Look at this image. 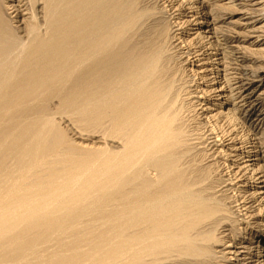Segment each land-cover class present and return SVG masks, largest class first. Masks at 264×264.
<instances>
[{
  "label": "bare ground",
  "instance_id": "1",
  "mask_svg": "<svg viewBox=\"0 0 264 264\" xmlns=\"http://www.w3.org/2000/svg\"><path fill=\"white\" fill-rule=\"evenodd\" d=\"M5 1L0 0V255L5 248L18 252L11 261L0 257V264L24 263L53 236L57 249L42 253L43 264H216L222 251L217 250L233 247L247 196L230 187L239 179L233 164H226L233 155L224 150L220 163L222 152L214 146L238 139L235 151L250 148L247 157L258 154L245 162L264 158V132H256L264 110L254 111L251 124L241 117L236 123L228 118L235 113L228 104L202 105L235 84L239 92L248 87L232 101L241 97L250 110L264 98V92L257 94L263 82L253 85L263 81L258 77L264 68L243 65L254 57L229 44L240 36L216 26L220 17L211 19L222 11L207 12L208 1H184H192L193 15L200 14L196 21L205 35L196 46L184 32L171 33L174 27L186 29L189 20L177 14L180 22L163 30L145 0H41L45 34L39 36L30 21L29 42L16 52V30L7 13L12 18L24 10L36 13L40 0H13L9 6ZM207 51L210 61L197 65L212 66V75L198 82L206 69L187 66ZM217 64L231 69L233 77L220 78ZM53 98L58 109L95 124L101 139L118 148L87 152L68 146L72 151L57 159L66 140L43 111L35 114ZM210 109L218 112L209 116ZM18 112L23 118L7 124L5 117ZM47 154L56 160L49 162ZM7 155L13 163L5 172L10 164L1 159ZM206 161L212 164L203 168ZM257 164H249V178L264 183V165ZM212 170L220 177L215 187H205ZM16 172L15 181L10 177ZM229 225L234 227L226 229ZM35 230L40 243L29 240ZM243 233L256 247L264 240L263 228Z\"/></svg>",
  "mask_w": 264,
  "mask_h": 264
},
{
  "label": "rangeland",
  "instance_id": "2",
  "mask_svg": "<svg viewBox=\"0 0 264 264\" xmlns=\"http://www.w3.org/2000/svg\"><path fill=\"white\" fill-rule=\"evenodd\" d=\"M184 1H186V0H171V5L174 6V8H172L171 10H169L171 8V5L169 7H166L167 4H164L163 3L164 1H162V0H145V3L147 6L150 4L148 7L150 9L151 8L155 9L153 11L157 12V13H155V16H156V18H158L157 21H159V23L161 22L159 25V28H162V29L166 28L168 26V23L171 26H174L177 22H180L177 19L179 16L177 14H182L180 16H183V20H189V22L184 25V27H186V29L176 30L180 27H174L172 29L171 33H173L174 31H175V34L184 32L183 36L187 39V41L188 42L189 41L195 42L196 43L195 45L198 46L199 42H200V37L205 35V34L200 33V30H199L200 28H198V22L196 21V18H199L200 14H198L197 16L193 15L194 11L192 9H189V8H191V6L189 4L192 1H187V2H184ZM203 1H208L209 5H208V7H206L207 12H212V11H215L216 9H218L222 12H225V13L228 12L229 13V15H227V14L223 15L224 13L218 12L216 15L213 14L211 16V19L214 17H220V19L223 20L224 23H223V21H221V23H217L216 26H221L222 31L225 34H228L231 36H237V34H238L240 36L237 40L238 43L232 42L229 44L230 45L231 44L232 45L238 44V45H241L242 47H245V49H243V51L247 55L250 54L249 56L254 57L253 59H248L247 61H245L243 63V65H245L247 68L255 69V70L260 69V68L261 69L264 68V0H203ZM26 2L27 1L24 0V4ZM40 2L36 3L34 6L36 13H33L32 10H27V11L24 10L21 13V16H19L17 18H12V16L14 14H8L7 13V16L10 19V22H11L10 24H11L12 28L16 30L15 31V34H16V42H15L16 43V52H18L21 48L25 47L27 45V43L29 42L30 36L28 37V35L30 34V31L32 30L31 29L32 28L31 22H34V23L36 22V24L38 25L37 26L38 27L37 33L39 34V36L43 37L45 34V29L43 28L44 27V19H43V13H42L43 11H41L42 7H43V3L41 0H40ZM182 2H184V3H182ZM11 4H14L13 0H11V1L6 0L3 5L9 6ZM202 4H200V6ZM177 5H178L179 9L176 7ZM24 7L26 8V6H24ZM175 7L177 8V10L175 9ZM199 8L201 9V7H199ZM190 10H192L193 12ZM172 11L175 12L174 13L175 18L171 20L172 17L169 15H170V13H173ZM37 16H38V18H37ZM201 16H203V15H201ZM162 19L165 21H162ZM32 20H34V21H32ZM173 20L176 21L175 24H173V22H174ZM26 23L28 24V27H27ZM163 30H165V29H163ZM20 44H22V45H20ZM203 51L204 50H202L201 52H203ZM209 53H210V51H207V52H205V54L197 56L195 58V60L190 62L189 65L187 66V69H193V70L198 69V68H199V70L200 69H206V70H204V73H201L203 75V79L198 80V82H203L204 80H207V78H209L212 75V73H211L212 72V70H211L212 66L197 65L199 63H202L204 61V58H205V61H210V59H208ZM198 59H200V60H198ZM212 63H214V62H211V64ZM183 64H185V63H182L181 65H183ZM217 65H218L219 69L221 70V71H218V74H217L219 77H220V75L222 77L224 75H227L228 78L233 77L232 74H229V73L233 72L231 69L224 70L222 65H220V64H217ZM199 66H201V67H199ZM230 67H234V66L230 65ZM262 77H263V81H261L259 83H253V85L260 86V84L263 82V86L259 87L260 89L257 87V89H259L257 91V94L264 92V73H262L260 75V77H258V78L260 79ZM208 83H210V82H207V84ZM231 83L233 84V81ZM237 86H238L237 84L233 85L232 90L229 93H228V91L223 92V94L221 96V98L223 97L222 100H221V98L217 100V96L214 94L215 96L212 95L211 97H209L207 99V101H202V105L205 103H212V104H214L212 107L214 109H216V107L219 106V103L223 102L224 106H226L228 104L230 109H233V111L235 110V113H233V115L232 114L228 115V118H230L232 116L231 117L232 120L237 123L241 117V118L245 119V121L247 123L251 124L252 118L256 114V112H254V111L260 110V109L264 110V98L261 100V102L259 103V105L255 109L250 110V108L245 107V105H242L243 103L240 102V100L242 99L241 97H243L245 95V93H243V91L248 86L243 87L240 92H239V88H236ZM196 95H198V94H196ZM226 95L230 96V98L225 97ZM240 95H241V97H239L236 101H232V99L234 97H237ZM195 101H196V99H195ZM58 104H59L58 99L53 98L50 102H47V104H45L44 109L41 108L37 111V113H35V114L39 113L38 115H41L44 112L41 116H45L46 118L50 117L49 119L54 124V127L58 131L60 130L61 134L64 137V140H66L65 143L62 144V146H61L62 148H59L58 150L65 148L63 150L67 149L68 151L62 150L63 153L61 151H59L58 155L56 157L57 159L58 158H59V160L62 159L63 154H65L66 152L72 151V150L69 151V149H71V148H73L74 150L75 149L81 150V151L84 150L87 152H89V151L95 152V151H98L104 147L110 148L113 150L118 148V144L116 142H112L110 140L104 142L103 139H101V137H100L101 133H99V131L97 130L98 127L94 126L95 124H93V125L91 123H88L89 125L86 124L85 121L81 120L80 117L75 115L74 112L73 113L69 112V111H63L62 112L60 109H58ZM205 105H207V104H205ZM203 108H205V107L203 106ZM206 112L209 116H211L212 114L218 112V110L210 109ZM18 114L15 113V114H13L14 116H12V114L9 116H6L5 117V120L7 119L6 123L8 122L7 124H9L10 121L11 122L12 121L17 122L19 120V118L21 120L23 118V115L20 112H18ZM15 115H17V116L15 117ZM203 117H205V114H204V116H202V118ZM224 117L226 118V116H224ZM262 118H263V120L261 121V124L256 128L257 136L262 135L264 132V115H262ZM8 120H10V121H8ZM82 121L84 123H82ZM224 121H225V119H223V121L220 123V125H222L224 123ZM1 126L2 125H0V129H1L0 130L1 131L0 136H2V134H3L2 131L4 129L3 126L2 127ZM236 130H238V131L240 130V124L237 125ZM249 135H250V133L247 136H249ZM1 139H2V137H0V140ZM239 142L240 141L238 139H234V140L231 139V140L225 141L224 144H222V145L217 143L218 145L214 146V148L217 151H220L219 153L222 152L221 157H219L217 159V161L220 160V163L223 162L224 160H226L225 159L226 157H224V158L222 157V156H224V152H223L224 150L227 151V153H231L233 155V156L227 157L226 164L227 163L233 164L231 169L234 168V172L237 171V173H239V175H238L239 179L236 181L234 180L233 182L235 184L230 185V187H234V188L236 187L240 191H242L243 193H241L240 196H242L243 194L245 196H247V199H245L247 203L243 207V208H245V210L241 212V214H243V215L238 216L239 218H238L237 222L239 225L237 223L231 224L229 222L230 225H236V224L238 225L237 229L234 228L236 233L234 234V236L231 237V238H233L232 239L233 247L225 248V245H224L223 247L219 248L217 251H219V250H222V251H221V253H217L215 255V256L219 257V260L217 261L216 264H258V261H261V260H262V264H264V256H262L264 253V240L262 241V243H259V247H256L257 243L251 242L250 240L246 239L248 237V234H244V233L242 234V232H245V233L246 232H252V231L256 232L260 228L264 229V193H257V192H264V187H261V186H264V183H258L259 180L255 183H252V181H254V179L249 178L250 174L252 173L251 168H253L252 165H249V164H253V163L258 162L257 165H264V158L262 161H246L245 162L244 160L257 158L258 154H250L251 156L247 157L248 156L247 150H250V148H248V149L245 148L244 150L240 149V150L235 151L234 150L235 146L236 145H237V147L240 146ZM66 144H68V145H66ZM68 146H70L71 148L69 147V149H68L67 148ZM198 149L199 148L196 147L197 152L192 151L193 153L191 152L190 154H192V156L193 155L196 156V154L198 153ZM263 150L264 149H262L260 151H263ZM60 153H61V158L59 155ZM263 154H264V152H263ZM47 155H46V158L49 161L50 156L49 155L47 156ZM194 156H193V158H194ZM56 158H53V159L56 160ZM53 159H50L49 162L52 163ZM1 160H3V163L7 162V164H10L8 166H5V168L8 167V169L7 168L5 169V172H7L9 170V166L11 167V164L13 163L12 156L7 155V156L3 157ZM10 161H12V162H10ZM5 163H4V165H5ZM213 163H215V161H213ZM211 164H212V161H210L208 163L206 161L203 163V168H204V166L208 167ZM255 167H257V166H255ZM41 170H43V169H41ZM47 172L41 171V173H39V174L41 176H49L48 175L49 173H47ZM212 173L213 174H211L212 180L210 181V185H208V186L206 185L205 187H215V185L217 184V180L219 179L220 176H217V175L214 176L215 172H213V170H212ZM16 174H18V172L12 174L13 176L11 175L12 177H10V178L16 177V179H17L18 175L14 176ZM223 175H224V172H223ZM226 178L227 177H224L223 179H226ZM10 180H8V181L6 180V182L11 184V182H9ZM14 180H13V182H14ZM245 180H247L248 182H245ZM214 181L216 182V184L214 183ZM8 183H7V186H8ZM254 191L256 193L253 195L252 193ZM229 206H230V204H229ZM234 209H232V210H234ZM244 213H246V214L244 215ZM233 216L236 217V213ZM230 225L227 226L226 229H228V228L232 229L231 227H234V226H230ZM239 228H242V229L245 228L246 230L245 229L242 230ZM39 232L40 231L35 230L34 233L31 235L33 237L29 238V240L35 239L36 241H38L40 243L41 241H40L39 236H41V234ZM225 233L228 234L229 232L227 231ZM26 234L27 233H25V235ZM22 236H23V234H22ZM56 241L57 240H55V236L49 237L46 240V245H44V247H42V248L38 247L35 250H33V255L31 254L32 256L30 255L31 257L29 256V258L22 264H30V263L31 264H43L42 263L43 260H41L42 253L46 250L50 251V252L56 250L57 249V247H56L57 242ZM17 252H18L17 248H12V247L9 249L5 248L3 250V252H1L2 254L0 255V257L5 256V260L11 261L16 257ZM43 255H45V254L43 253ZM258 258H259V260H258ZM47 264H52V263H47Z\"/></svg>",
  "mask_w": 264,
  "mask_h": 264
}]
</instances>
